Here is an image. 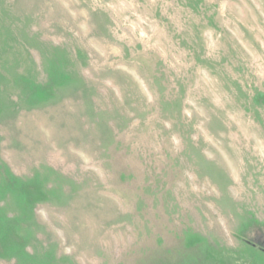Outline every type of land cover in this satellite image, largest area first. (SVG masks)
Wrapping results in <instances>:
<instances>
[{
  "label": "rangeland",
  "instance_id": "rangeland-1",
  "mask_svg": "<svg viewBox=\"0 0 264 264\" xmlns=\"http://www.w3.org/2000/svg\"><path fill=\"white\" fill-rule=\"evenodd\" d=\"M0 264H264V0H0Z\"/></svg>",
  "mask_w": 264,
  "mask_h": 264
}]
</instances>
